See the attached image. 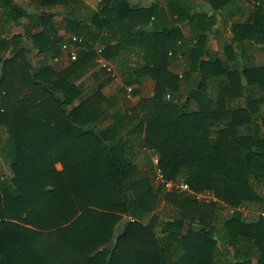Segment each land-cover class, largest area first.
Wrapping results in <instances>:
<instances>
[{
  "label": "trees",
  "instance_id": "obj_1",
  "mask_svg": "<svg viewBox=\"0 0 264 264\" xmlns=\"http://www.w3.org/2000/svg\"><path fill=\"white\" fill-rule=\"evenodd\" d=\"M26 1L31 11L0 0V264H264V218L232 211L264 210V65L230 64L241 60L234 47L264 46V0H203L210 14L194 0H101L87 21L73 14L79 0ZM56 7L71 13L56 22ZM216 15L236 19L232 37L205 60ZM67 34L82 37L69 44L76 61L32 66L33 50L60 58ZM99 48L116 75L98 72L88 92L78 79ZM115 79L127 103L133 87L134 106L104 96ZM147 81L153 93L139 97ZM143 149L191 193L167 192L152 165L138 168ZM204 193L216 201L198 202Z\"/></svg>",
  "mask_w": 264,
  "mask_h": 264
},
{
  "label": "crops",
  "instance_id": "obj_2",
  "mask_svg": "<svg viewBox=\"0 0 264 264\" xmlns=\"http://www.w3.org/2000/svg\"><path fill=\"white\" fill-rule=\"evenodd\" d=\"M100 1L101 0H79V2L74 7V12H73L74 16L77 18H80L82 20H86V21L90 20L94 16V14L97 12L98 3ZM233 1L239 7L245 6V7H251L252 8L254 6H257V4H254L253 2L248 3L244 0H233ZM16 2L18 3V5L24 7L25 9H29L30 11L33 9V6L26 0H25L26 5H24V6L21 5L22 2L20 0H16ZM128 2L131 5L143 7V8L149 7L153 3H158L161 7H164L163 2H157L156 0H128ZM194 4H195V9L197 11H208L209 12V7L207 6V4L203 0H194ZM53 11L60 14L59 16L55 17L56 22L61 21V18H63L62 17L63 15L71 13V10L64 9L61 7H56ZM209 14H210V12H209ZM233 20H236V19L231 18L228 21L227 16L221 17L219 15H216V23H215V26L213 28V33L210 35L208 45H207L208 56L205 57V60H207L208 57H210V56H216L217 55L219 42L226 43V42L231 40L232 36L230 34L229 27L231 26ZM21 23L26 24V21L23 19L21 21ZM10 30H11L12 34H15V35L23 33L21 27H19L18 25L13 26ZM60 33L62 35H64V31H61ZM28 46H30V45L28 44ZM233 52L234 53H240V57H241V60H239V62H231L230 63L236 69L237 68L241 69V68L247 67V66H249V64H251L252 66H260L262 64L264 65V46L255 45L252 42L249 45L243 43L238 47H234ZM31 56H35L39 60L42 59L43 63L47 62L48 65H50V66L52 65L50 63L51 56H49L48 58L47 57L43 58L42 56H37L36 51H34V50L32 51ZM224 58H225V56H224ZM39 63H40V61H39ZM67 66L68 65H65L62 68H59V67L55 68V66H52V67L55 68L56 70L60 71ZM100 71H103V70L98 68L96 65L90 71H88L87 74L81 76L78 79V82L83 83L85 85V87L88 89V92L89 91L91 92L93 89H95L97 87L98 83H100L102 80V78L97 77L99 75L98 72H100ZM250 80H252L251 81L252 85L250 86L249 90L251 93H253L254 90L257 89V87H258V84L256 83V76L255 75L250 76ZM114 82H117V79H115ZM112 85H113V83L108 85L106 88H104L102 90V93L104 94V96L113 97L117 94V93H114V91H116V90L114 89V86H112ZM148 87H151V91H150L149 95L150 94L152 95L153 83L151 81H147L140 87L139 97H146V95L148 94V92L146 91ZM112 89H113V91H112ZM146 92H147V94H146ZM130 103L132 104V106H134L136 104L135 98L132 99L130 101ZM232 104H233V106L243 108L245 105V102H244L243 98H239V99L233 100ZM119 107L123 108L122 106H119ZM261 114L264 117V110L261 112ZM110 123H111V120L109 119L108 116H106L103 120H101L99 126L101 128H104V127L109 126ZM261 130L264 133V126H262ZM2 144H3V146L6 147V153H5L6 160L10 162V160H11L10 155H9L10 154V148H9L10 145L8 143L6 136L3 137ZM148 156H149V154H148ZM55 167L58 171L61 170L60 164H57ZM214 200H215V198H214ZM232 211H234L235 213H238L240 215V218L247 223H255L259 220V218H264V210L262 207L256 206V209L252 210V211H250V210L245 211V210H241L239 208L232 210ZM227 212H229V211H227Z\"/></svg>",
  "mask_w": 264,
  "mask_h": 264
},
{
  "label": "built area",
  "instance_id": "obj_3",
  "mask_svg": "<svg viewBox=\"0 0 264 264\" xmlns=\"http://www.w3.org/2000/svg\"><path fill=\"white\" fill-rule=\"evenodd\" d=\"M66 40L69 42L62 43L60 45V49H61L63 55L60 58L59 57H51L50 58V63L52 64V66H55V67L59 66V68H62L63 66L69 65L70 63H73L74 61H76L77 52L75 49L70 48L69 44L71 43V44L75 45V44L80 43L82 41V37L67 35ZM100 53H101V49L99 48L97 50V58H96L97 67L100 68L101 70H104V72L107 74V76L115 77L116 74L113 71L112 67L101 57ZM169 55H171V53H169ZM179 77H181V75H179ZM132 90H133V87H125V89H124L125 98L127 100H130V101L132 100V96H131ZM149 157H150L151 165L153 167L154 180L156 181V183L162 185L164 187L165 191H167V192L175 191L178 193H191L187 184L182 183V182L167 181L164 178L161 169L159 168L158 157L156 155L150 154V152H149ZM204 194H208V193H204ZM200 195H203V194H195L194 195V197L197 201H202L199 198L208 199V200H204L207 203L215 201L213 194H211V196H208V197H202ZM132 221L133 220H131V222Z\"/></svg>",
  "mask_w": 264,
  "mask_h": 264
},
{
  "label": "rangeland",
  "instance_id": "obj_4",
  "mask_svg": "<svg viewBox=\"0 0 264 264\" xmlns=\"http://www.w3.org/2000/svg\"><path fill=\"white\" fill-rule=\"evenodd\" d=\"M20 1L22 2L21 5H23V6L26 5L25 0H20ZM43 58H46V57H43ZM30 61H31L32 66H34V67L37 66L40 63H43L42 59L39 60L35 56H31V60ZM39 61H40V63H39ZM45 63H47V62H45ZM57 67H59V66H57ZM57 71H59V70H57ZM105 77H106V75H105ZM120 85L121 84H120V81L118 79H117V82L116 83H113V85H112V86H114V89L116 90V91H114V93H118L120 95V100L118 102V106H122L123 108L132 107V104L130 102L127 103V102L124 101L123 93L122 92H118L119 91V88H120ZM112 91H113V89H112ZM146 91L148 92V94L146 92V94L148 95V96L147 95L146 96L149 97L151 95V94L149 95V93L151 91V87H148ZM148 154H149V152L146 151L145 149H143V150H137V152H136V154L134 156V164L138 168H140V169H144L147 166H150L151 165V161H150V157L148 156ZM200 196H202V197H208V196H211V194L208 193V194H203V195H200ZM199 199L202 200V201H198L200 203H202V202L203 203H207L204 200H208L206 198H204V199L199 198ZM209 203H211V202H209ZM161 206H162V204L160 203L158 209H160Z\"/></svg>",
  "mask_w": 264,
  "mask_h": 264
},
{
  "label": "water",
  "instance_id": "obj_5",
  "mask_svg": "<svg viewBox=\"0 0 264 264\" xmlns=\"http://www.w3.org/2000/svg\"><path fill=\"white\" fill-rule=\"evenodd\" d=\"M143 30L147 31V32H152L153 30L152 29H148L146 27H143Z\"/></svg>",
  "mask_w": 264,
  "mask_h": 264
}]
</instances>
